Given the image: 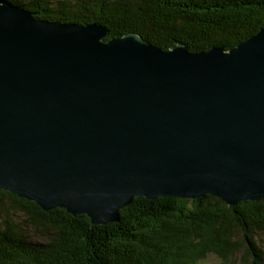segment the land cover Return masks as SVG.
I'll return each mask as SVG.
<instances>
[{"label":"water","instance_id":"water-1","mask_svg":"<svg viewBox=\"0 0 264 264\" xmlns=\"http://www.w3.org/2000/svg\"><path fill=\"white\" fill-rule=\"evenodd\" d=\"M0 0V190L93 225L135 198H264V28L163 51Z\"/></svg>","mask_w":264,"mask_h":264},{"label":"trees","instance_id":"trees-1","mask_svg":"<svg viewBox=\"0 0 264 264\" xmlns=\"http://www.w3.org/2000/svg\"><path fill=\"white\" fill-rule=\"evenodd\" d=\"M6 1L38 20L97 24L106 39L135 34L163 51H229L264 28V0ZM118 219L93 225L0 190V264H264L255 240L264 235V198L232 207L210 195L139 197Z\"/></svg>","mask_w":264,"mask_h":264},{"label":"rangeland","instance_id":"rangeland-1","mask_svg":"<svg viewBox=\"0 0 264 264\" xmlns=\"http://www.w3.org/2000/svg\"><path fill=\"white\" fill-rule=\"evenodd\" d=\"M257 235L255 236L256 243L260 247V250L264 252V235L261 232H259ZM200 264H220V263L215 257H209L206 261H203Z\"/></svg>","mask_w":264,"mask_h":264},{"label":"bare ground","instance_id":"bare-ground-1","mask_svg":"<svg viewBox=\"0 0 264 264\" xmlns=\"http://www.w3.org/2000/svg\"><path fill=\"white\" fill-rule=\"evenodd\" d=\"M32 14V13H31Z\"/></svg>","mask_w":264,"mask_h":264}]
</instances>
